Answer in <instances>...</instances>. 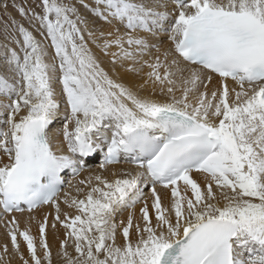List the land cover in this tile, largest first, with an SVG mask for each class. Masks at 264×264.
I'll use <instances>...</instances> for the list:
<instances>
[{
  "label": "snow or ice",
  "instance_id": "obj_1",
  "mask_svg": "<svg viewBox=\"0 0 264 264\" xmlns=\"http://www.w3.org/2000/svg\"><path fill=\"white\" fill-rule=\"evenodd\" d=\"M0 8V264H264V0Z\"/></svg>",
  "mask_w": 264,
  "mask_h": 264
},
{
  "label": "bare ground",
  "instance_id": "obj_2",
  "mask_svg": "<svg viewBox=\"0 0 264 264\" xmlns=\"http://www.w3.org/2000/svg\"><path fill=\"white\" fill-rule=\"evenodd\" d=\"M163 39V38H161ZM57 131H59V125H57L56 128ZM6 159V158H5ZM130 165H115V166H111L106 172L101 170L97 164H93V167L91 169V171H85L83 173H81V175L77 178H75L74 180L71 181V184L73 185V187H67L66 189H64V192L67 193H71L72 195H76L75 192V185L79 180H84L89 176H95V175H105L107 178L111 179V172L116 171V172H120L123 169H128L130 168ZM158 191L161 192L162 196L164 195L163 190L158 189ZM64 192H62L61 194V201L64 198ZM82 196V194H81ZM146 198L149 199V203H151V194L150 192L146 193ZM166 202V199H165ZM63 207V205H62ZM139 211V206L137 208V212ZM49 212L54 213V209L51 208L50 206H44L43 208H40L38 210H36L34 213H28V212H24V213H13L12 215H14L17 220L20 222V227L21 229L25 228V227H31V231H32V235L33 236H38L39 232H38V223L37 221L42 219L45 215H47ZM125 218L127 217V213L124 214ZM33 216L36 219L34 220H29V217ZM11 219V216L7 217L4 220H0V247H2L6 242L9 243V247H11L10 242L8 240V237L6 235V229L4 227V225L7 223L8 220ZM52 221V217L49 216V223H51ZM59 235L62 237L63 236V230L60 229L59 231ZM47 236H48V241L50 246L52 247L53 253L55 254L56 249L58 248L59 245V240L57 239L56 235L53 233V230L49 227L48 231H47ZM22 251L24 252V255L27 256L28 253L26 251V248L22 246ZM10 264H21V261L19 260L18 257L15 256H11L10 257Z\"/></svg>",
  "mask_w": 264,
  "mask_h": 264
},
{
  "label": "rangeland",
  "instance_id": "obj_3",
  "mask_svg": "<svg viewBox=\"0 0 264 264\" xmlns=\"http://www.w3.org/2000/svg\"><path fill=\"white\" fill-rule=\"evenodd\" d=\"M36 2H37V0H17L18 6L22 5L26 9L34 7ZM9 15L15 17L18 20L20 19L19 15L12 8H9L8 13H5L4 10L2 8H0V42H3V40H4L3 29H4L5 23L8 22ZM25 24H26V22H25ZM26 26H27V24H26ZM66 188L67 187H65V189Z\"/></svg>",
  "mask_w": 264,
  "mask_h": 264
}]
</instances>
